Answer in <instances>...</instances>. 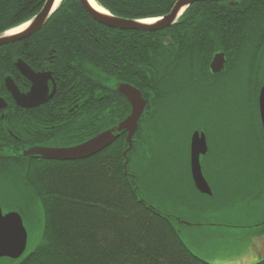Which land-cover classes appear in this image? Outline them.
Wrapping results in <instances>:
<instances>
[{
	"label": "trees",
	"instance_id": "obj_1",
	"mask_svg": "<svg viewBox=\"0 0 264 264\" xmlns=\"http://www.w3.org/2000/svg\"><path fill=\"white\" fill-rule=\"evenodd\" d=\"M46 1L0 0V35L34 19ZM177 1L96 0L113 16L131 20L163 17ZM234 1L239 3L237 7L224 1L194 4L179 22L193 30L188 42L182 44L169 36L172 42L168 44L163 32L107 28L93 20L78 0H64L41 32L12 45H46L57 51L56 63L87 68L88 76L97 71L98 77L109 71L122 75L126 55V70L131 74L143 71L147 82L161 83L188 77L192 67H203L210 61L202 49L207 11L222 14L211 18V23L215 35L222 31L227 56H250L256 23L260 30L264 28V0ZM27 52L21 48L17 55ZM247 60L244 64L248 65ZM234 86L228 84L226 94L237 97L231 105L240 104V111L246 115L236 116L238 124L257 126L263 136L258 106L254 112L252 104L244 102L251 85ZM262 86H257V101ZM109 150L98 158L76 163L38 164L27 160L20 149L18 168L14 174L9 168V175L0 179L19 189V196L11 197L9 203L15 204L22 217L41 211L45 220L40 244L20 264H209L182 241L173 216L141 197L137 177L125 171L124 140L119 139ZM258 156L263 157L261 152ZM253 166L256 169L257 163ZM257 264H264V257Z\"/></svg>",
	"mask_w": 264,
	"mask_h": 264
},
{
	"label": "flooded vegetation",
	"instance_id": "obj_2",
	"mask_svg": "<svg viewBox=\"0 0 264 264\" xmlns=\"http://www.w3.org/2000/svg\"><path fill=\"white\" fill-rule=\"evenodd\" d=\"M224 2L231 7L239 5L234 0ZM220 16L222 14L216 15L210 11L204 14L205 43L202 49L210 61L203 67H192V72L187 73L188 77L169 78L162 82L159 79L161 83L147 82L143 71L137 70L131 74L126 70L129 66V58L126 55L123 58L126 67L122 75H114L109 71L98 77L97 71L96 75L94 73L88 76L87 68L81 66L74 68L65 63H56L54 60L57 51L46 45L33 43L27 46L7 45L0 48V177H7L9 168L14 174L18 168L20 149L27 160L38 164L44 162L66 164L98 158L110 152L109 149L121 138L126 144L127 151L130 148L128 142L130 130L118 129L133 113L130 98L120 92L123 86H130L140 93L139 107L143 106V110L138 120V128L132 137V150L127 153L128 167L131 156L146 153L149 132H156L158 137L160 132L161 140L167 133H171L173 138L180 133L179 137L186 147L191 187L203 203L210 206L209 202L215 197L220 184L214 177L210 178L208 170L211 169V161H220L226 158L227 153V125L223 110L224 102L226 104L227 85H251L244 102L245 105L252 104L254 112L257 106L259 112L257 86L261 83L264 86V50L261 53L259 51L260 48H264V28L260 30L259 23H256L253 29L252 50L248 58L242 54L231 55L229 58L225 52V41L220 35L222 31L219 30V34L215 35V27L213 22L211 23V18ZM178 24L160 31L163 32L165 42L171 40L169 36L182 44L188 42L190 32L193 33V30H188L186 23ZM260 36L263 38L261 42ZM21 48L28 51L27 55H17ZM184 48L187 49V45ZM217 54L225 55L226 64L223 71L213 73L211 64ZM247 59L250 61L248 65L244 64ZM20 62L25 63L37 77L36 80L33 81L22 74L18 68ZM9 84L20 96L29 97L30 107L18 103L7 87ZM35 87H38L37 93L33 91ZM214 104L220 108L217 116L212 115L216 112ZM237 106L240 107V104ZM238 107L234 109L238 110ZM202 116L208 119L204 125L197 123ZM235 127L236 134L229 140V144H234L238 149L240 156H237V159L255 163V157L260 153L259 149L264 152L263 127V136L257 126L238 124ZM109 131H114L119 138L109 147L84 159L60 161L26 154L34 151L54 153L73 149ZM195 133L200 137L204 134L206 139L208 151L206 155L200 157V161L204 177L212 191L211 196L202 194L193 179L191 145ZM249 151L251 154H248ZM220 152L221 157H214ZM129 174L132 177L136 176L131 172ZM16 192L17 187L11 183L10 195L13 196Z\"/></svg>",
	"mask_w": 264,
	"mask_h": 264
},
{
	"label": "rangeland",
	"instance_id": "obj_3",
	"mask_svg": "<svg viewBox=\"0 0 264 264\" xmlns=\"http://www.w3.org/2000/svg\"><path fill=\"white\" fill-rule=\"evenodd\" d=\"M230 95L226 94L223 109L228 141L226 158L211 161L208 170L210 178L220 184L210 206L191 187L186 147L180 133L174 138L167 133L161 140L160 132L159 137L156 132H149L146 153L131 156L128 171L136 175L141 197L176 219L182 241L194 254L209 264H257L264 257V156L255 157L256 169L254 161L237 159L238 149L229 140L234 138L235 126L240 123L236 116L246 115L240 111L241 107L238 111L234 109L237 106H232L231 101L237 97ZM213 108L216 112L212 115L217 116L220 108L216 104ZM206 122L207 117L202 116L197 123ZM214 157H221V152ZM10 188V182L0 179V206L4 213H18L15 204L9 202L11 197L19 196V189L12 196ZM23 220L29 233L25 254L17 260L1 258L0 264H20L40 244L44 214L28 212L23 214Z\"/></svg>",
	"mask_w": 264,
	"mask_h": 264
},
{
	"label": "water",
	"instance_id": "obj_4",
	"mask_svg": "<svg viewBox=\"0 0 264 264\" xmlns=\"http://www.w3.org/2000/svg\"><path fill=\"white\" fill-rule=\"evenodd\" d=\"M83 7V9L89 14V16L98 22L99 24L119 30V31H137V32H160L168 28L173 27L178 24L185 14V12L194 4L201 2H221L226 0H178L171 10V12L163 17L155 19H145V20H131L123 19L113 16L110 12L104 9V12L96 11L89 3L88 0H78ZM96 2V0H95ZM57 0H47L41 12L28 23L18 27L27 26L25 30L17 34L10 35L12 31L18 29H13L0 35V48L18 43L20 41L26 40L33 37L39 33L48 23L52 15L56 12L59 6L56 8ZM97 3V2H96ZM98 4V3H97ZM99 5V4H98ZM231 5H234L231 3ZM100 6V5H99ZM101 7V6H100ZM102 8V7H101ZM148 21H155L153 23H148ZM167 42H171L169 39ZM226 64V59L224 54H217L211 64V69L213 73H220L224 70ZM18 68L24 76L27 78L36 80L37 77L30 71V69L25 65V63H18ZM8 89L16 97L18 103L24 107H30L29 97L20 96L17 90L9 84ZM37 88L33 90L37 93ZM120 92L130 98L133 105L132 115L124 121L120 127L119 131L128 129L130 130V135L128 137V142L130 148L124 153L125 171L128 174V162L127 153L132 150V137L138 128V120L143 110V106L139 107L140 93L130 86H123ZM259 115L261 124L264 131V86L262 87L259 95ZM119 138L118 135L114 134V131H109L101 134L97 139L92 140L85 145L73 149H64L60 151H55L54 153H39L37 151L26 153L28 155H40L45 159H53L60 161H72L87 158L94 153L100 152L106 147H109ZM207 144L204 134L202 137L198 133H195L192 145V175L197 189L202 193L211 196L212 191L204 177L200 157L207 154ZM29 233L25 226L22 215L18 212L4 213L2 207L0 206V259L8 258L12 260H17L23 257L28 247Z\"/></svg>",
	"mask_w": 264,
	"mask_h": 264
},
{
	"label": "bare ground",
	"instance_id": "obj_5",
	"mask_svg": "<svg viewBox=\"0 0 264 264\" xmlns=\"http://www.w3.org/2000/svg\"><path fill=\"white\" fill-rule=\"evenodd\" d=\"M63 0H57V3H56V8L62 3ZM90 5L98 12H104V9L101 8L96 2L95 0H88ZM155 21H148V23H153ZM27 28V26H23L21 28H18L14 31H12L11 33H9L10 35L12 34H17L19 32H22L23 30H25Z\"/></svg>",
	"mask_w": 264,
	"mask_h": 264
}]
</instances>
